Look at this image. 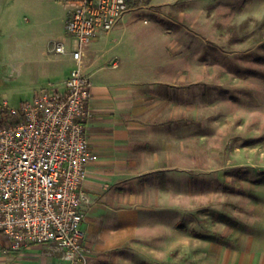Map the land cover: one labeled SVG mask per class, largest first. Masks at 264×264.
I'll return each instance as SVG.
<instances>
[{
    "label": "crops",
    "instance_id": "crops-1",
    "mask_svg": "<svg viewBox=\"0 0 264 264\" xmlns=\"http://www.w3.org/2000/svg\"><path fill=\"white\" fill-rule=\"evenodd\" d=\"M71 1L64 4L63 32ZM55 3L61 1L0 0V36L8 33L11 38L5 55L0 54V74L9 73L16 81L23 78L26 85L18 93H31L32 99L40 88L30 83L48 80L61 85L74 67L68 36L59 35L66 53L52 54V42L45 35H36L46 28L47 11ZM139 17L131 10L117 26L100 33L84 48L92 113L86 133L97 156L82 188L90 199L82 223L88 264H264L263 177L247 190L249 213L233 228L230 241L220 232L213 234L207 220L198 224L202 228L194 219L180 222V177H188V182L190 178L177 170V128L164 121L165 116L172 119L178 114L177 97L166 94L167 87L163 90L161 85L171 74L162 76L158 70L162 64L148 69L141 55ZM58 60L65 63L56 65ZM186 188L182 192L192 194L193 184ZM0 264L68 263L54 244L13 250L0 234Z\"/></svg>",
    "mask_w": 264,
    "mask_h": 264
},
{
    "label": "rangeland",
    "instance_id": "rangeland-1",
    "mask_svg": "<svg viewBox=\"0 0 264 264\" xmlns=\"http://www.w3.org/2000/svg\"><path fill=\"white\" fill-rule=\"evenodd\" d=\"M59 1L47 11L46 28L36 32L52 42V54L60 34L70 38L68 49L77 47L62 29L67 0ZM186 1L131 0V9L140 15L137 40L148 69L162 64V76L171 74L163 90L177 97L178 114L164 121L177 128V170L190 178L180 177V222L194 219L198 226L207 220L213 234L230 241L249 213L247 190L264 178V0ZM10 39L8 33L0 36L1 55ZM30 84L41 89L50 81ZM23 85V78L1 72L0 102L20 108L33 97L18 93ZM190 184L192 194L182 192Z\"/></svg>",
    "mask_w": 264,
    "mask_h": 264
},
{
    "label": "built area",
    "instance_id": "built-area-1",
    "mask_svg": "<svg viewBox=\"0 0 264 264\" xmlns=\"http://www.w3.org/2000/svg\"><path fill=\"white\" fill-rule=\"evenodd\" d=\"M131 10V0L71 1L65 30L77 47L69 76L20 108L0 102V234L13 250L50 243L68 264L89 262L82 223L90 199L82 188L97 156L86 133L92 113L84 48ZM54 52L66 53L65 41Z\"/></svg>",
    "mask_w": 264,
    "mask_h": 264
},
{
    "label": "trees",
    "instance_id": "trees-1",
    "mask_svg": "<svg viewBox=\"0 0 264 264\" xmlns=\"http://www.w3.org/2000/svg\"><path fill=\"white\" fill-rule=\"evenodd\" d=\"M263 48H264V42H263ZM12 122H17V120H16V119H14V120H12Z\"/></svg>",
    "mask_w": 264,
    "mask_h": 264
}]
</instances>
